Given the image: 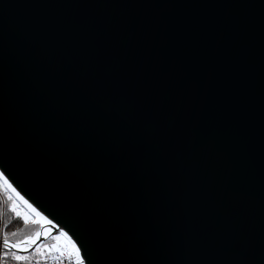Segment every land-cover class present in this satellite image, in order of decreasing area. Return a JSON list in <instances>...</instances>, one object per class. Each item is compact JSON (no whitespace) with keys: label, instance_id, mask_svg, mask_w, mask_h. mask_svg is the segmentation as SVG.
Here are the masks:
<instances>
[{"label":"water","instance_id":"obj_1","mask_svg":"<svg viewBox=\"0 0 264 264\" xmlns=\"http://www.w3.org/2000/svg\"><path fill=\"white\" fill-rule=\"evenodd\" d=\"M0 171L89 264H264V0H0Z\"/></svg>","mask_w":264,"mask_h":264},{"label":"snow or ice","instance_id":"obj_2","mask_svg":"<svg viewBox=\"0 0 264 264\" xmlns=\"http://www.w3.org/2000/svg\"><path fill=\"white\" fill-rule=\"evenodd\" d=\"M0 186L15 193L16 196L22 200L33 213H35L36 219H33L29 214L21 211L18 205L12 201L11 197H9V200L12 202L8 205V212L22 219L25 225H28L30 221L32 223L43 222L51 224L50 220H47L46 217L37 212L28 201L23 200V197H20L19 193L16 192V189L12 187L11 183H9V180L3 171H0ZM3 215V206L0 205V218H2ZM7 227V223L0 225V264H9V262H11V264H32L33 257L39 256L46 259L48 256L54 254L60 256L65 254L69 255L73 258V264H89L85 255H82L81 248L78 247L62 229L60 230L59 235L54 237L56 242L47 245L42 244L39 241L41 240L42 235L45 237L49 235L48 230H45L43 233L36 232L33 235H25L21 238L12 240L10 239V236L17 237V233H9ZM36 264H40V261L37 260Z\"/></svg>","mask_w":264,"mask_h":264},{"label":"trees","instance_id":"obj_3","mask_svg":"<svg viewBox=\"0 0 264 264\" xmlns=\"http://www.w3.org/2000/svg\"><path fill=\"white\" fill-rule=\"evenodd\" d=\"M13 194L11 191L0 186V205L3 206V210H4V215L2 218H0V225H2L3 223H7L8 224L7 231L9 233L12 232L17 233V237L10 236V239L15 240L25 235L35 234L36 232H38L39 226H37L36 223H32L31 221L28 225H25L22 219L8 212L7 209L9 203L16 200ZM9 197L12 198V201L9 200ZM35 258H40V257L37 256V257H33L32 259ZM9 264H11V262H9Z\"/></svg>","mask_w":264,"mask_h":264},{"label":"rangeland","instance_id":"obj_4","mask_svg":"<svg viewBox=\"0 0 264 264\" xmlns=\"http://www.w3.org/2000/svg\"><path fill=\"white\" fill-rule=\"evenodd\" d=\"M10 191V190H9ZM13 194V193H12ZM14 195V197H15V203L18 205V207H19V209L21 210V211H23V212H25V213H27V214H29L33 219H36V217H35V213H33L32 211H31V209H29L24 203H23V201L22 200H20L15 194H13ZM37 224V226H39V230H38V232H40V233H42V232H44L45 230H48V232H49V236H48V238H46L43 242H42V244H47V245H50V244H52V243H54V242H56L55 240H54V237H56L57 235H59V232H56V233H53V234H51V228H49V227H46V225H44L43 224V222H40V223H36ZM43 224V225H42ZM44 227H46V228H44ZM42 232H41V231ZM33 235V234H32ZM35 259H37V258H35Z\"/></svg>","mask_w":264,"mask_h":264},{"label":"built area","instance_id":"obj_5","mask_svg":"<svg viewBox=\"0 0 264 264\" xmlns=\"http://www.w3.org/2000/svg\"><path fill=\"white\" fill-rule=\"evenodd\" d=\"M27 206V205H26ZM46 227H49L48 224L43 223ZM42 224V225H43ZM45 228V227H44ZM41 231V230H40ZM42 232V231H41ZM60 232V231H59ZM43 233V232H42ZM55 243V242H54ZM53 244V243H52ZM39 260L40 264H73V258L69 255L65 254L60 256L58 254H54L52 256H48L46 259L43 257L32 259V264H36V261Z\"/></svg>","mask_w":264,"mask_h":264},{"label":"bare ground","instance_id":"obj_6","mask_svg":"<svg viewBox=\"0 0 264 264\" xmlns=\"http://www.w3.org/2000/svg\"><path fill=\"white\" fill-rule=\"evenodd\" d=\"M43 216V215H42ZM50 225V224H49ZM51 225H53L54 226V224L51 222ZM46 228V227H45Z\"/></svg>","mask_w":264,"mask_h":264}]
</instances>
